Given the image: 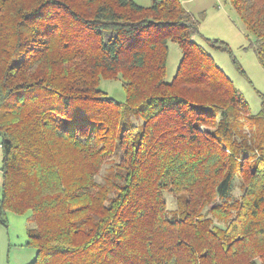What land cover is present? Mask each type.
<instances>
[{
  "label": "trees",
  "instance_id": "16d2710c",
  "mask_svg": "<svg viewBox=\"0 0 264 264\" xmlns=\"http://www.w3.org/2000/svg\"><path fill=\"white\" fill-rule=\"evenodd\" d=\"M227 1L264 69V0ZM182 6L0 0V225L32 213V264H264V115L195 39L244 74L229 45Z\"/></svg>",
  "mask_w": 264,
  "mask_h": 264
},
{
  "label": "rangeland",
  "instance_id": "374dc122",
  "mask_svg": "<svg viewBox=\"0 0 264 264\" xmlns=\"http://www.w3.org/2000/svg\"><path fill=\"white\" fill-rule=\"evenodd\" d=\"M142 7L150 6L154 0H133ZM184 7L195 19L200 21L199 31L208 39H218L228 44L232 55L237 61L242 74L235 68L232 60L224 52L211 50L202 40L196 38L197 44L201 45L212 56L215 64L220 68L234 87L241 93L249 107L248 117L256 118L264 115L262 110V98L264 95V69L260 67L255 53L254 38L248 34L237 13L228 5L227 0H180ZM204 13V16L201 14ZM168 60L165 69V81L170 82L175 76L176 69L181 59V50L178 45L168 43ZM120 80L102 79L99 89L108 97L119 103L125 101V91ZM247 117V118H248ZM243 119V118H242ZM245 120V119H244ZM1 153V151H0ZM1 167V154H0ZM103 174V172H102ZM101 175V174H100ZM102 176V175H101ZM101 176L97 179L101 180ZM236 176L228 198L238 199L241 195V182ZM185 196V195H183ZM165 200L171 216L179 217L182 206L178 205V196L166 194ZM185 199L181 198V201ZM216 203H219L217 200ZM209 208L204 213L212 217ZM32 213L24 214L6 212L7 227L0 225V264H32L36 258V249L26 245L28 231L34 229ZM215 224L223 226V223L213 220Z\"/></svg>",
  "mask_w": 264,
  "mask_h": 264
}]
</instances>
